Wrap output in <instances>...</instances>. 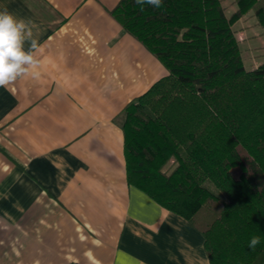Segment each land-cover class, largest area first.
<instances>
[{"label": "crops", "instance_id": "1", "mask_svg": "<svg viewBox=\"0 0 264 264\" xmlns=\"http://www.w3.org/2000/svg\"><path fill=\"white\" fill-rule=\"evenodd\" d=\"M118 2L0 0L42 47L38 78L0 88V264H209L203 234L125 176L122 111L167 71Z\"/></svg>", "mask_w": 264, "mask_h": 264}, {"label": "trees", "instance_id": "2", "mask_svg": "<svg viewBox=\"0 0 264 264\" xmlns=\"http://www.w3.org/2000/svg\"><path fill=\"white\" fill-rule=\"evenodd\" d=\"M232 2L113 8L167 71L122 111L125 176L203 234L209 264H264V62L246 70L231 30L248 11L264 28V0Z\"/></svg>", "mask_w": 264, "mask_h": 264}, {"label": "clouds", "instance_id": "3", "mask_svg": "<svg viewBox=\"0 0 264 264\" xmlns=\"http://www.w3.org/2000/svg\"><path fill=\"white\" fill-rule=\"evenodd\" d=\"M144 11L145 5L160 8L162 0H135ZM31 20L18 19L7 8L0 11V88L7 89L18 79L39 77L40 60L38 53L42 47L34 37ZM28 47L25 48V45ZM260 243L259 236H252L248 247L255 249Z\"/></svg>", "mask_w": 264, "mask_h": 264}, {"label": "rangeland", "instance_id": "4", "mask_svg": "<svg viewBox=\"0 0 264 264\" xmlns=\"http://www.w3.org/2000/svg\"><path fill=\"white\" fill-rule=\"evenodd\" d=\"M232 3V0H222L226 17L236 10V6ZM231 30H233L238 41L244 68L246 70L257 68L264 62V28L258 24L253 11H248L236 21ZM172 167L173 163L170 162L163 168V171L169 172Z\"/></svg>", "mask_w": 264, "mask_h": 264}]
</instances>
